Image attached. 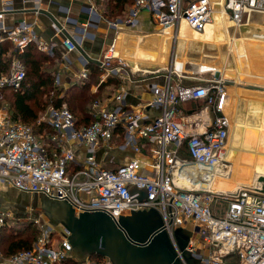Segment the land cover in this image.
<instances>
[{
	"label": "built area",
	"instance_id": "built-area-1",
	"mask_svg": "<svg viewBox=\"0 0 264 264\" xmlns=\"http://www.w3.org/2000/svg\"><path fill=\"white\" fill-rule=\"evenodd\" d=\"M221 1L238 25L244 24L245 16L249 21L252 13H264V0ZM142 8L152 10L163 28L184 19L194 33L204 32L214 13L212 0L187 4L184 0H133L128 18L131 24ZM6 9L0 11V52L5 42H10L13 50L8 71H0V90H17L27 74L19 56L25 47L35 43L50 55L55 52L29 19L6 24ZM62 42L69 51L77 48L69 37ZM114 47L111 44L101 58L108 71L128 65ZM88 73L85 68L79 76L86 78ZM55 83L61 86L58 73ZM153 90L151 104L161 107L154 119L146 121L141 109H127L122 104L98 111L97 102L94 112L98 119L81 126L66 102L50 105L34 122L26 123L14 117L0 96V189L13 186L22 192L67 200L78 210L103 211L112 217L125 209H159L168 229L187 221L201 224L202 240L208 248L202 264H264V187L242 184L232 190L220 189L210 178L219 167L222 172L229 170L226 152L231 120L221 104L224 82L212 78L192 85L173 84L170 74L165 84H157ZM197 98H204L205 104L178 116L181 102ZM118 99H122L120 94ZM119 126L123 127L122 147L139 151L138 141L146 140L153 158L152 173L141 171L137 158L115 168L102 165L98 150L111 145ZM77 147L85 150L84 156H79ZM14 219L10 208L0 206V241L3 228ZM40 231L31 248L7 257L0 249V264H65L73 250L70 240L56 237L50 226ZM189 249L194 251L193 245Z\"/></svg>",
	"mask_w": 264,
	"mask_h": 264
},
{
	"label": "crops",
	"instance_id": "crops-1",
	"mask_svg": "<svg viewBox=\"0 0 264 264\" xmlns=\"http://www.w3.org/2000/svg\"><path fill=\"white\" fill-rule=\"evenodd\" d=\"M108 1L96 0L92 4L88 0H0V11L7 8L3 20L8 25L22 18L29 19L42 40L54 46L57 73L60 75L61 87L65 90L87 79L79 76L85 68L89 76L92 72L97 75L98 81L91 85V91L97 95L90 105V111L96 118L98 115L94 112V105L98 102V111L122 104L127 109H141L146 121L154 119L161 112L160 106L151 104L154 86L165 84L170 74L173 84L180 82L192 85L212 78L222 80L225 94L221 102L224 99L226 110L230 109L228 102L234 101L228 88L233 83L242 82L236 81L242 80L244 76H255L256 79L238 87V98L243 96L238 93L239 90L264 92V68L241 67L231 72V68L216 65L215 60L209 58L213 56L212 52L225 46L228 53L237 49V55L242 60L248 42L255 47L264 45L259 38H253L254 32L248 27H244V31L251 33V36L244 34L241 39L231 37L228 28L234 21L229 13L228 18L219 11L223 6L221 0H212L214 12L218 13L202 34L194 33L184 19L163 28L157 16L148 8L140 9L135 23L131 24L128 18L133 0ZM184 1L187 4L191 0ZM116 4L123 5L122 10L116 9ZM38 5L41 7L38 8ZM51 16L56 19L53 20ZM54 21L60 24L61 31L54 25ZM68 35L77 44V48L71 51L62 42ZM251 41H254L253 44ZM6 44L8 48L4 55L10 57L13 46L10 42L2 46ZM111 44H114L117 56L128 63L125 68L108 71L102 67L101 58ZM119 94L122 99H118ZM249 95L261 103L260 109L254 107L253 111L262 115V121L253 124L239 121L234 106L232 116L237 122L231 137L235 134L241 142H228V158L233 162V168L225 171V176L228 178L233 174L235 177L225 181L222 178L224 176L216 175L213 186L230 189L239 180L242 181L240 178H244L250 171L243 163L246 158H243V150L250 152L247 158L253 161L252 165L248 163L249 168H253L251 177L259 178L264 174V99ZM203 104L204 98L183 101L177 106V114L181 117L192 110H198ZM228 114H231V109ZM123 140V127L119 126L111 145L102 146L98 150V159L102 165L115 168L131 158H137L140 160L138 168L152 173L153 158L146 140L138 141L141 146L139 151L132 146L122 147ZM77 151L79 156L85 155L83 148L77 147ZM239 167L245 169L239 171ZM0 191L13 193V196L5 198L1 195L5 202L3 206L11 209L17 205L20 211L28 207L35 209L41 213L45 224L54 229L56 237L59 232V236L70 240L73 250L67 264H70V260L78 261L79 264H202L201 258L208 251L200 233L201 224L187 221L180 225L173 224L168 229L159 209H125L118 217H112L103 211L78 210L67 200L22 192L13 186ZM191 245L194 251L189 249Z\"/></svg>",
	"mask_w": 264,
	"mask_h": 264
},
{
	"label": "trees",
	"instance_id": "trees-1",
	"mask_svg": "<svg viewBox=\"0 0 264 264\" xmlns=\"http://www.w3.org/2000/svg\"><path fill=\"white\" fill-rule=\"evenodd\" d=\"M122 7L123 5L116 4V9L122 10ZM112 11H114V6H112ZM7 48L6 44L0 52V71L4 72L8 71L10 65V57L4 55ZM19 56L27 66V74L22 87L17 90H0V96L8 102L15 118L32 123L42 114L44 111L42 106L45 104L60 106L67 102L75 114L78 126L90 124L98 119L90 111V105L95 101L97 95L91 91L93 82L98 81L94 72L90 76L88 75L83 82L74 83L66 90L63 87L58 89L53 86L55 70H52V65L57 61L55 55H50L39 49L35 43H30ZM40 96H47V99L42 101ZM12 223L7 224L1 234L0 249L5 257L33 247L41 232L39 229H35L28 234L19 233ZM67 263L69 261L65 262V264ZM70 264H79V262L70 260Z\"/></svg>",
	"mask_w": 264,
	"mask_h": 264
},
{
	"label": "rangeland",
	"instance_id": "rangeland-1",
	"mask_svg": "<svg viewBox=\"0 0 264 264\" xmlns=\"http://www.w3.org/2000/svg\"><path fill=\"white\" fill-rule=\"evenodd\" d=\"M217 13L218 12H215L213 14V17ZM244 22H245L244 26H240L234 22L229 26L228 31H230L231 37L241 38V37H243L244 34L251 36V33H247L244 31V27L250 28L252 32L264 33V26H263L264 25V13L254 12L251 15L250 22H248V24L246 25L247 20L245 19V17H244ZM256 24H259V25H256ZM260 41L264 42V40H260ZM234 42L236 43L235 39H234ZM239 42L240 41H237V43H239ZM251 42L253 44L254 41H251ZM234 46L236 47V45H234ZM244 54H245V56L242 57V60H241V58H239V56L237 55L235 49L231 53H228V49L225 46H222L219 49H216L214 52H212L211 55H213V56H210L209 58L215 60L216 65L226 67V68H231V70H230L231 72H234L235 69H238L241 67L253 68L254 66H258L260 68H264V45L255 47L253 45L250 46V43L248 42V44L244 47ZM57 65H58L57 61L54 63V65H52V70H55V74L57 73V69H58ZM251 79H256V77L251 76L250 78H245V76H244V77H242V80L238 79L239 81H236V82H240V81H242V82H240L239 84L233 83V85L228 88V92L230 93L231 98L233 97L232 99H234L233 102L232 101L228 102V106L231 109V115L234 114L233 108L236 105V113H237V118L239 119V121H241V122L244 121V122L249 123V124L258 123V122L262 121V118L260 119V116H262V115L259 112L253 111V110H255L254 107L259 110L261 103L254 101V99H252V97L249 94H251L257 98H263L264 99V92H254L252 89H251V91L250 90L249 91L239 90L238 93L243 94V96L238 98V95H237V89H239L238 87L239 86H245L246 82L251 81ZM53 86H55L58 89L62 88L61 86L56 85L55 79H54ZM234 95H235V98H234ZM40 98L42 101H44L47 99V96H42V97L40 96ZM50 105L51 104L48 103V104H45V106H42L43 107L42 109L44 110L43 112H45L49 108ZM230 109L227 111L230 112ZM233 128L234 129L236 128V127H234V123H233V126H231L228 142L229 143H230V141L233 142V140H235L234 142H241V141H239L240 140L239 137H236L235 134H234L233 138L231 137L232 133H234V131H235ZM242 153L244 155L243 158L246 157V158H244L243 163L245 165H247V168L250 171L247 173L249 175H247V174L245 175L247 178L244 176V178H240V179L243 181H246V183H247L248 181H251V176H252L251 173L253 172V170H252L253 168H251V166L249 168L248 163L250 162V164L252 165L253 161L252 160L249 161L247 158L249 156L250 152L243 150ZM228 163H229V166H228V169H229L232 167L233 162L229 161ZM240 169H243V168L239 167V171H240ZM230 176H228V178L227 177H222V178H224V180L227 181V180H230V178H233L234 175L232 174ZM252 185H254V184H252ZM1 195L3 198H5L8 195L13 196V193L9 192V191L2 193V191H0V206H3V204H5V202H4L3 198L1 197ZM213 206L216 207L215 203H213ZM12 207L13 208H11V210L14 213L15 219L11 220L10 222L14 221L12 223V225H14L16 227L17 232L23 233V234H26V233L28 234V232H31L32 230H35V229L41 230V228L43 226H47L43 220V217L40 216L41 213L37 212L35 209L33 210L32 208L28 207V208H25V210L20 211L18 209L20 206L14 205ZM59 235L60 234L58 232L57 237H61Z\"/></svg>",
	"mask_w": 264,
	"mask_h": 264
},
{
	"label": "bare ground",
	"instance_id": "bare-ground-1",
	"mask_svg": "<svg viewBox=\"0 0 264 264\" xmlns=\"http://www.w3.org/2000/svg\"><path fill=\"white\" fill-rule=\"evenodd\" d=\"M220 12H223L224 14H226L227 16H228V14H227V12L225 11V9H224V6H222V8L219 10ZM215 13V12H214ZM213 13V14H214ZM212 18H213V16H212ZM228 18H229V16H228ZM212 21V20H211ZM210 21V22H211ZM210 22H208V24L210 23ZM233 22V21H232ZM248 22V21H247ZM208 24L206 25V28H207V26H208ZM264 26V25H263ZM206 28H205V30H206ZM204 30V31H205ZM246 30H248V29H246ZM203 33V32H202ZM202 33H198V34H202ZM261 35V33L260 32H254L253 33V38L254 37H256V38H259L260 40H264V38H261V37H263L262 35H261V37H258V35ZM241 39V38H240ZM236 53H238L237 52V49H236ZM222 106H223V108H224V110H225V112H227V113H229V111H227L226 110V108H225V106H224V99H223V101H222ZM230 120H231V126H233V123H234V126L236 125V122H237V120L230 114ZM229 141V140H228ZM226 157H227V159L229 160V161H231L229 158H228V144H227V152H226ZM232 168H233V166L231 167V170H232ZM245 169V168H244ZM243 169V170H244ZM259 170V169H258ZM218 171L219 172H217V174H215L214 173V175H213V177H212V174L210 175V178H216V175H217V177L219 176V177H221V176H224V177H226L225 175H226V173L225 172H222V168L221 167H219L218 168ZM226 172L228 171V170H225ZM230 174V173H229ZM228 174V175H229ZM227 175V176H228ZM232 175V174H231ZM231 177V176H230ZM234 178V177H233ZM224 179V178H223ZM231 179V178H230ZM238 179V178H237ZM242 184H245V185H248V184H254V185H256V186H261V187H264V174L262 175V177H259V178H252L251 177V181H248L247 183H246V181H238L235 185H234V187L233 188H230V189H228V190H232V189H234V188H236L237 186H239V185H242ZM214 187H218V188H220V189H222L221 187H219L218 185H216V186H214Z\"/></svg>",
	"mask_w": 264,
	"mask_h": 264
},
{
	"label": "water",
	"instance_id": "water-1",
	"mask_svg": "<svg viewBox=\"0 0 264 264\" xmlns=\"http://www.w3.org/2000/svg\"><path fill=\"white\" fill-rule=\"evenodd\" d=\"M43 11H44L45 13H47L46 10H43ZM51 17L53 18V20L56 19V18H54L53 16H51ZM54 22H55V25H56L58 28L62 29V27L60 26V24H58L56 21H54ZM68 37L71 38L73 41H75V40L73 39L72 36H69V35H68ZM235 191H236V190H235ZM142 210L144 211V210H146V209H142ZM142 210H141V211H142ZM98 212H101V211H98Z\"/></svg>",
	"mask_w": 264,
	"mask_h": 264
}]
</instances>
